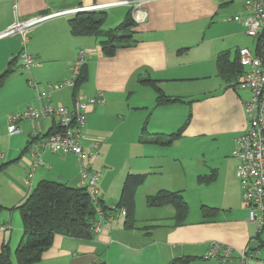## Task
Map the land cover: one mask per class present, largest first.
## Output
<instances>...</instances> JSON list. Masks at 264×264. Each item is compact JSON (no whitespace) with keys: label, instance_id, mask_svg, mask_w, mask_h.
<instances>
[{"label":"crops","instance_id":"obj_1","mask_svg":"<svg viewBox=\"0 0 264 264\" xmlns=\"http://www.w3.org/2000/svg\"><path fill=\"white\" fill-rule=\"evenodd\" d=\"M94 5H110L101 10L104 31L114 29L129 11L133 19L137 7L144 13L137 14L130 45L107 56L97 37H72L68 24L72 15L65 13ZM52 14L59 15L30 29L25 44L19 35L0 37V77L4 75L0 83V228H5L0 230V253L8 247L14 215L20 214L18 208L38 183L81 188L73 155L40 149L31 156L29 143L54 130L56 117L35 124L23 120L15 135L7 132V118L38 106L29 79L39 88L62 82L78 50H84L86 64L77 87L52 92L42 102L72 109L76 100L103 98V104L87 108L83 140L100 144V156L90 163L92 170L100 173L102 204L113 207L120 202L128 175L146 178L135 191L132 228H125L124 216L114 212L105 226L94 230L91 239L55 235L51 248L34 264H182L183 259L188 264H220L202 259L213 242L235 251L252 246L258 254H252L247 264H264V228L257 234L256 226L247 220L235 176L238 162L232 156L234 139L246 131L242 106L247 93L232 86L248 70L240 64L238 53L248 50L255 55L258 51L243 27L228 21L245 15L242 5H223L220 0H0V34L15 22ZM23 49L38 63L29 72L18 61ZM221 53L239 67L231 83L224 82L215 70ZM148 80L155 82L162 95L181 102L157 106L156 91L142 83ZM179 130L181 135L169 145L154 143L156 138L167 141ZM180 139L202 146L212 144L208 149L212 161L199 162L198 167L206 172H196L195 177L213 172L215 179L210 184L198 183L207 189L198 208L188 212L183 225L174 226L173 207L148 208L146 198L161 190L184 191L176 163L185 177L186 157H173L178 154L175 149ZM33 159L38 164L31 180L26 181ZM193 178H188L191 183ZM199 207L215 211L205 219ZM253 239L259 243L249 245ZM10 249L11 264H17Z\"/></svg>","mask_w":264,"mask_h":264},{"label":"built area","instance_id":"obj_2","mask_svg":"<svg viewBox=\"0 0 264 264\" xmlns=\"http://www.w3.org/2000/svg\"><path fill=\"white\" fill-rule=\"evenodd\" d=\"M144 3L151 0H136ZM223 5L240 3L245 11L244 16L236 15L228 18V21L240 24L245 34L253 40H258V51L253 55L248 50H240L238 53L239 62L248 70L244 71L240 81L235 86V90L247 93L243 99V106L246 116V131L234 139V149L232 156L237 160L235 176L241 188V198L244 207L247 208V220L256 226L257 234L264 228V0H220ZM127 4L128 2H122ZM120 3V4H122ZM110 5H94L84 8H77L67 15L82 12L101 11ZM139 8L134 10L133 21L136 22L137 14H141ZM59 14L49 16L28 18L21 22L13 23L10 28L0 34V37L19 35L23 44L27 40L30 29L35 28L44 20ZM144 16V13L143 15ZM26 50H22L18 55V61L23 70L29 72L34 66H38L37 61ZM87 53L78 50L74 64L69 68L68 77L59 83H46L39 88L37 83L29 79L28 84L37 93V107H27L20 112L10 114L7 118V132L9 135L20 133L19 122L27 120L33 124L41 119L56 117L58 122L56 130L43 138H35L29 143L31 156L38 154L40 149L48 150L53 154L73 155L76 159L78 176L81 189L88 194L89 199L97 214V221L94 226L96 230L99 226H105L111 217H105L102 212L99 182L100 173L92 170L91 163L100 156V144L95 140L83 142L84 130L86 126L87 108L95 104H103L101 96L91 98L86 101L76 100L72 109L62 106H54L48 101L51 93L60 91L63 88H73L76 80L81 75V70L86 64ZM38 139V140H36ZM38 160L33 159V164L26 174V181H30ZM113 210L114 207H111ZM121 216H125V209H119ZM4 231L5 228H0ZM257 244L256 239L249 241L250 244ZM202 259L214 260L220 264H247L252 259V254H258L257 249H252L248 245L241 251H235L232 247L213 242Z\"/></svg>","mask_w":264,"mask_h":264},{"label":"trees","instance_id":"obj_3","mask_svg":"<svg viewBox=\"0 0 264 264\" xmlns=\"http://www.w3.org/2000/svg\"><path fill=\"white\" fill-rule=\"evenodd\" d=\"M105 16L101 11L82 12L72 15L68 20L70 34L72 37H97L103 53L111 56L119 48L126 47L132 43L131 33L135 27L131 12L129 11L123 21L114 29L103 30ZM259 45L258 40L255 41ZM239 59V57H238ZM216 72L224 82L231 83L239 72L237 62H229L226 54H219L215 60ZM80 77L76 80L74 88L77 87ZM4 75L0 77V83ZM142 83L151 86L157 93L156 105L163 106L170 103L181 102L180 99L168 98L156 86L154 81H143ZM237 85L233 84V88ZM56 130H52L48 135ZM182 131L171 135L167 141L156 138L155 144L169 145L181 135ZM46 135V136H48ZM145 175H128L125 179L120 202L112 210L101 202L102 212L105 217L119 209H125L124 226L132 228L134 221V196L139 185L145 180ZM215 179L211 172L207 181L203 178L199 182L210 184ZM181 192H170L161 190L146 198L148 208L171 206L174 210L173 225L181 226L188 215V205L182 197ZM0 206V211H1ZM20 211L22 225V239L14 251L17 264H34L40 261L42 255L47 252L52 244L55 235L60 234L66 237L88 240L94 236V226L97 221V214L84 189L71 188L62 183L41 181L32 190L24 203L18 208ZM203 216L209 217L214 209L202 207ZM258 240V239H257ZM8 247H3L0 253V264H11ZM187 259L182 264H188ZM94 264H105L97 262Z\"/></svg>","mask_w":264,"mask_h":264},{"label":"rangeland","instance_id":"obj_4","mask_svg":"<svg viewBox=\"0 0 264 264\" xmlns=\"http://www.w3.org/2000/svg\"><path fill=\"white\" fill-rule=\"evenodd\" d=\"M251 41H255L252 38L248 37ZM178 142H180L178 144V147H176L175 152H177L178 154H175L173 157L174 158H182L183 156H185L186 158L184 159V163L186 164V166H188V171L186 170L185 172L187 173V175H185L182 172V170L180 169L179 166V162H177V168H178V173L179 176L182 180L183 186L184 187V191L182 192V197L184 198L185 202L188 205V212L191 213L193 212L196 208H198L197 203L200 202L201 198L203 197V194H205L206 192V186H203L199 182L200 178H203V180L207 181L209 179L210 173L207 175H201L197 177H195L197 174L196 172H200V174L206 172L204 171L203 167H198V163H203L205 162H210L212 161V156L209 153L208 149L209 147L212 149V144L210 143V145L208 146V144L204 143L203 146L201 144H198L196 142H186L185 139H180L178 140ZM187 143L185 145H182V143ZM211 151V150H210ZM190 166H192V168H190ZM191 169L193 171H191ZM190 177H194L192 180V183L190 182V180L188 179ZM136 195V192H135ZM135 198V196H134ZM133 198V199H134ZM135 202V199H134ZM136 203V202H135ZM200 208V207H199ZM14 222H13V231H12V236L10 237V240L8 241V249L9 247H11L10 251L14 252L17 248V246L20 243V240L22 238V225H21V218H20V214L19 212L16 213V215H14ZM124 218V217H123ZM13 243H15V246H13Z\"/></svg>","mask_w":264,"mask_h":264},{"label":"water","instance_id":"obj_5","mask_svg":"<svg viewBox=\"0 0 264 264\" xmlns=\"http://www.w3.org/2000/svg\"><path fill=\"white\" fill-rule=\"evenodd\" d=\"M4 237H5V245H7V241H8V239H9V231H7V232L5 233Z\"/></svg>","mask_w":264,"mask_h":264}]
</instances>
